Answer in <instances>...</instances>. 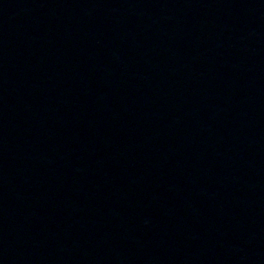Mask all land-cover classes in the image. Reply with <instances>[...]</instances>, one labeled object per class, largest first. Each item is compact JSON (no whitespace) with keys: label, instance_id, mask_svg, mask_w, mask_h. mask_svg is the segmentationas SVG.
<instances>
[{"label":"water","instance_id":"water-1","mask_svg":"<svg viewBox=\"0 0 264 264\" xmlns=\"http://www.w3.org/2000/svg\"><path fill=\"white\" fill-rule=\"evenodd\" d=\"M0 264H264V0H0Z\"/></svg>","mask_w":264,"mask_h":264}]
</instances>
